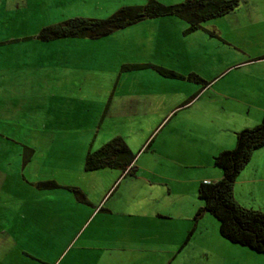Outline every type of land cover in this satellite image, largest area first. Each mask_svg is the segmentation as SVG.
I'll use <instances>...</instances> for the list:
<instances>
[{
	"label": "rangeland",
	"instance_id": "374dc122",
	"mask_svg": "<svg viewBox=\"0 0 264 264\" xmlns=\"http://www.w3.org/2000/svg\"><path fill=\"white\" fill-rule=\"evenodd\" d=\"M156 1L173 5L185 0ZM147 2L0 0V264H68L70 261L69 257L62 261L64 256L60 259L59 253L68 238L75 234L76 227L70 223L65 225V217H61L58 210L73 212L72 204L64 199L55 205L50 213L51 220L44 214L50 210L43 212L42 209L45 203H49L48 193H55L56 200L63 192L76 201L78 199L68 186L61 185V188L50 191L36 187L39 182L49 181L48 176H53L54 171L60 168L61 164H57L60 154L73 157L67 166L83 167L91 146L93 151L98 150L120 133L129 134L126 136L132 139L135 154H138V146L143 147L142 140L148 135L151 136L148 143L153 141L149 150L157 149L161 137L167 135L170 125L163 131L160 128L157 132L148 130L134 134L129 130L130 126L126 128L124 125L127 124L120 121L124 130H118L114 121L121 117L119 109L113 107L111 115L106 113L113 86H117L119 80L157 74L153 68L123 71L124 65L152 63L180 71L183 76H188L191 70L204 80L245 63L241 65L245 66L243 68L227 70L226 80L237 78L239 83L233 87L248 84L247 91L252 93V97L259 94L261 87L264 88V59L255 61L264 58V0H242L234 11L204 23L202 29L186 36L183 35L188 28L186 21L168 17L173 20L171 32H163V37L157 41L155 37L156 33L159 36V30H155L152 23L155 19L95 40L42 41L37 38L44 27L71 18L103 20L123 7L143 6ZM200 84L186 80L178 88L185 93ZM262 113L259 124L264 118ZM181 115L187 116L188 121L197 117L194 111ZM152 116L149 115L148 119ZM178 121L173 118L171 122ZM26 147L34 151L29 160H26ZM148 153H144L140 163L146 160ZM251 160L247 165L246 178L257 171L264 173V146L255 151ZM67 179L89 187L94 178L75 176ZM248 192L246 184L237 190L239 204L264 212V185L258 187L253 197ZM55 211L61 219L53 216ZM205 215L207 217L202 216L196 221L198 226L177 228L179 247L169 262L156 254H149L146 258L151 264H264V253L225 239H222L223 243L218 241V222L209 213ZM132 220L134 218H131L133 224ZM54 223L56 226H52ZM193 228L195 231L186 242ZM146 233L148 244L159 251L160 247L155 242L164 241L167 234L150 229ZM89 234L87 231L81 236L72 249L71 257L81 251L80 246H87Z\"/></svg>",
	"mask_w": 264,
	"mask_h": 264
},
{
	"label": "crops",
	"instance_id": "0c3cea01",
	"mask_svg": "<svg viewBox=\"0 0 264 264\" xmlns=\"http://www.w3.org/2000/svg\"><path fill=\"white\" fill-rule=\"evenodd\" d=\"M172 21L171 18H157L152 22L156 26L155 30H159V36L156 33L155 41L163 37V32H171ZM242 64L232 66L226 71L233 67L235 69L245 67L241 66ZM226 71L212 78H205L203 81L206 84L202 82L201 86L194 85L185 93L180 92L178 86L186 80L166 78L158 72L147 77L143 74L133 79L126 77L119 80L117 86H113L112 98L107 104L106 113L111 115L113 107L119 109L121 117L115 118V121L112 117L118 130H124L120 121L127 124V126L123 124L126 128L130 126L129 130L134 134L148 130L157 132L160 128L163 131L169 125L171 128L168 129L167 135L161 137L157 149L149 150L153 142L148 143L151 137L149 135L142 140L143 147L137 145V157L142 151L143 153L136 158L132 176L115 169L87 172L85 166L74 168L66 165L68 162L71 163L73 157L64 154L58 156L57 164H61L60 168L54 171L56 173L53 176H48V180L56 181L65 187H77L86 197L84 202L86 204H79L67 192L59 193L58 200L54 198L55 193H48L49 203L43 205V212L50 210L48 214L44 213L50 220L52 208L64 199L69 200L73 206V212L58 210L61 217H65V225L70 223L76 227L75 234L68 238L59 253L60 259L64 256L62 261L69 257L68 264H151L146 258L149 254L163 256L162 259L168 260L167 262L176 254L179 247L176 238L180 234L177 228L185 225L192 228L197 225L195 213L203 207V202L198 196L200 185L223 179V172L214 165V158L223 150L234 148L236 133L251 128L254 124L258 125L260 113L264 114V88L261 87V90L258 88L259 94L256 93L252 97V93L247 91L249 85L245 83L233 87L232 85L239 81L237 78L226 80L224 76ZM189 100L191 101L187 104ZM200 104L201 107L196 108ZM190 111H194L197 117L188 121L187 116L181 114ZM149 115L154 116L148 119ZM173 118L179 121L173 123L171 122ZM126 134L120 133L116 137L127 140L126 143L133 150L132 146L136 147L132 145L134 143L129 136L127 139ZM91 151L92 146L88 153ZM146 151L149 152L146 154L147 158L140 163ZM247 169L246 167L239 175L234 187L237 201V190L243 188V185H248L247 194L252 197L258 191V187L264 185V173L257 171L246 178ZM75 176H80L81 179L86 177L94 179L89 187L67 181V177ZM115 196L118 198L114 200ZM53 213L54 217L60 218L57 211ZM204 217L207 216L204 214ZM131 218H134L133 224ZM135 219H138V222H135ZM52 226H56V223ZM148 229L167 234L164 241L160 239L159 242H155L160 247L159 251L148 244L146 239ZM87 231L90 232L87 246H80L82 252L79 251L71 257L75 244ZM218 236L216 237L218 241L224 239L220 237L221 235ZM163 248L165 249L161 251ZM164 260L162 261L166 262Z\"/></svg>",
	"mask_w": 264,
	"mask_h": 264
},
{
	"label": "trees",
	"instance_id": "16d2710c",
	"mask_svg": "<svg viewBox=\"0 0 264 264\" xmlns=\"http://www.w3.org/2000/svg\"><path fill=\"white\" fill-rule=\"evenodd\" d=\"M241 1L185 0L179 4L164 5L156 0H148L143 6L123 7L107 19L76 17L44 27L37 38L42 41L68 38L95 40L148 19L168 17L186 21L188 28L184 33L190 34L202 29L204 23L234 11L240 6ZM148 68L155 69L166 78L205 83L194 73L183 76L176 71L152 64L124 65L122 70L133 71ZM235 136V147L223 150L214 158V165L223 171V179L214 183H202L199 187L198 196L203 202V207L195 215V221L209 213L217 220L222 238L257 253H264V212L243 207L234 196V187L239 175L250 163L255 151L264 146V118L260 124L243 129ZM27 151L26 160H29L34 151L26 147L25 152ZM136 158L137 155L124 138L115 137L98 150L89 152L86 155L84 166L87 172L115 169L126 175H132ZM36 187L42 191H50L61 188V185L49 180L37 183ZM68 189L75 194L78 201L86 202V197L80 189L77 187H68ZM194 231L195 228L188 234L186 242Z\"/></svg>",
	"mask_w": 264,
	"mask_h": 264
},
{
	"label": "built area",
	"instance_id": "2783aa9c",
	"mask_svg": "<svg viewBox=\"0 0 264 264\" xmlns=\"http://www.w3.org/2000/svg\"><path fill=\"white\" fill-rule=\"evenodd\" d=\"M206 183H208V182H206Z\"/></svg>",
	"mask_w": 264,
	"mask_h": 264
}]
</instances>
